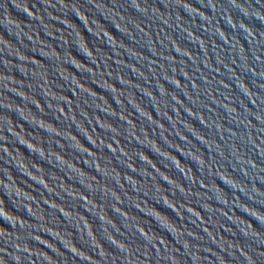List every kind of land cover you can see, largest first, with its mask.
<instances>
[{"label":"water","instance_id":"water-1","mask_svg":"<svg viewBox=\"0 0 264 264\" xmlns=\"http://www.w3.org/2000/svg\"><path fill=\"white\" fill-rule=\"evenodd\" d=\"M0 264H264V0H0Z\"/></svg>","mask_w":264,"mask_h":264}]
</instances>
